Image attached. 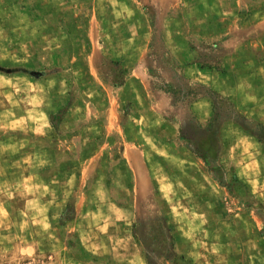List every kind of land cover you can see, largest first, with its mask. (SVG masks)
<instances>
[{"label":"rangeland","instance_id":"374dc122","mask_svg":"<svg viewBox=\"0 0 264 264\" xmlns=\"http://www.w3.org/2000/svg\"><path fill=\"white\" fill-rule=\"evenodd\" d=\"M164 3L0 0V264H264V34L225 54L193 25L231 2ZM140 56L243 62L232 98L144 65L184 104L156 114L128 83Z\"/></svg>","mask_w":264,"mask_h":264},{"label":"crops","instance_id":"0c3cea01","mask_svg":"<svg viewBox=\"0 0 264 264\" xmlns=\"http://www.w3.org/2000/svg\"><path fill=\"white\" fill-rule=\"evenodd\" d=\"M146 1V0H140ZM150 2L153 1H161L162 4H166L164 2H168V0H148ZM231 2V7L228 8L227 11L223 12L224 17L219 19L218 11L215 14H211V17H208V20H205L204 17H200L199 21L196 20L193 25V32L200 38L204 39H215L220 38V46L224 49L225 54L235 55L238 50H242V46H239L240 43L244 41L245 34H251L257 38L256 43L259 42V36L264 34V9L262 13L259 14L257 12H250L247 14L251 18H254V22L246 25L243 23L244 15L238 12L239 8H242V4L245 0H226ZM264 6V0H260ZM161 5V7L163 6ZM167 5V4H166ZM252 14V15H251ZM242 21H241V20ZM223 20H226L223 21ZM198 22V23H197ZM208 22V25L205 24ZM201 23V24H200ZM243 23V24H242ZM162 31V30H160ZM154 32H156L153 27L148 26V39L145 42L144 49H150L153 40L156 39L154 36ZM168 30L165 29L163 34L166 37ZM87 35H90L89 31ZM240 53V52H238ZM139 60H134L133 67L130 69L129 82H133L138 90H140L139 94L142 95V100L145 102V105L148 107V111H152L154 113H158L160 111L171 112L178 110L184 104L181 102H177L174 96L166 93L164 90L154 89L151 82L149 81V75L147 76L145 70H143L144 65H148V71L151 70L152 65H157L159 69L162 70L160 74V78L169 84H172L173 87L178 86L179 79L187 81L189 84H198L208 87L209 90L213 92L219 91L220 93L228 97L232 98L234 96L233 90L237 89L233 88L232 83L229 81V76L226 73H230L233 71L234 67L237 64L243 62V60H221L220 64L225 67V72L223 74L218 73L217 71H208V69L202 68L200 63L197 64L195 61L189 60H143V57L140 56ZM232 62V64H231ZM239 85V84H238ZM237 86V85H236ZM206 105L207 112L210 113V97H204L203 95L197 96L195 99L187 103L189 109L194 111L195 106ZM149 113V112H148ZM130 161H132L131 152ZM124 161L127 162L125 159ZM128 163V162H127ZM129 166V164H128Z\"/></svg>","mask_w":264,"mask_h":264}]
</instances>
